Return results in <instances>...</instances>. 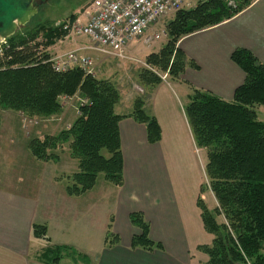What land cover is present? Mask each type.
I'll return each mask as SVG.
<instances>
[{
    "label": "trees",
    "instance_id": "trees-1",
    "mask_svg": "<svg viewBox=\"0 0 264 264\" xmlns=\"http://www.w3.org/2000/svg\"><path fill=\"white\" fill-rule=\"evenodd\" d=\"M252 2L202 0L192 8L173 12L164 28L167 41L157 52L146 55L138 83L151 92L161 82L156 72L178 80L187 63L196 67L178 47L179 40L231 19ZM75 17L69 15L67 20ZM63 22L41 23L32 31L8 38L0 57V110L47 119L61 113V97L76 98L77 115L70 126L53 136L31 137L27 147L32 157L46 162L56 160L55 149L67 144L76 169L66 176L65 191L80 196L95 187L99 174L112 185H122L121 119L131 117L143 124L149 143L161 139V129L146 112L142 97L134 100L129 114H117L115 105L120 97L113 82L78 66L65 72L53 70L50 59L57 53L47 47L66 35ZM39 35L44 41L30 45ZM230 58L245 76L233 98L224 100L192 88L184 107L194 143L205 151V180L200 192L209 190L216 201L210 210L201 196L196 200L203 227L212 236L210 244L197 250L207 256V264H264V122L256 112L257 106L264 105V64L244 48L233 50ZM217 217H222V222ZM128 218L139 230L131 247L147 251L162 248L149 238V225L141 212H131ZM31 234L50 242L44 224L33 223ZM117 242L109 225L105 243ZM71 251L69 246L48 245L38 257L53 264Z\"/></svg>",
    "mask_w": 264,
    "mask_h": 264
},
{
    "label": "crops",
    "instance_id": "crops-1",
    "mask_svg": "<svg viewBox=\"0 0 264 264\" xmlns=\"http://www.w3.org/2000/svg\"><path fill=\"white\" fill-rule=\"evenodd\" d=\"M90 44L85 36L66 38L51 50L64 53ZM178 47L196 67L187 63L178 80L161 81L144 97V108L157 120L161 139L149 143L143 124L131 117L119 121L122 185L99 189L95 185L76 197L68 196L64 189L34 193L0 188V264H47L38 256L48 245L72 247L93 264H207V256L197 247L210 244L212 236L205 231L196 205L205 180V157L201 161L198 152L205 151L194 143L184 107L192 88L224 100L233 98L245 77L230 58L236 48L249 50L264 64V0H255L221 24L181 38ZM92 52L83 53L90 56ZM113 72L99 71L98 78H110ZM136 86L124 85V102L119 93L115 105L117 114L131 112ZM123 104L127 111L121 109ZM131 212L143 214L149 238L159 242L161 249L131 247L133 235L139 233L129 221ZM79 219L86 220L84 231L82 223H76ZM33 223L46 225L49 243L32 236ZM109 225L118 237L111 245L105 243ZM68 261L63 255L53 264Z\"/></svg>",
    "mask_w": 264,
    "mask_h": 264
},
{
    "label": "rangeland",
    "instance_id": "rangeland-1",
    "mask_svg": "<svg viewBox=\"0 0 264 264\" xmlns=\"http://www.w3.org/2000/svg\"><path fill=\"white\" fill-rule=\"evenodd\" d=\"M91 1L92 0H49L40 14L36 15L27 25L19 27L14 35H21L27 33L28 31H32L41 23H60L67 20L69 15L79 16L82 10ZM201 1L202 0H183L181 8H192ZM226 1L229 4L232 3V0ZM254 1L255 0H253V2ZM173 16L174 13L163 16L158 20L154 28L159 32L162 31L167 22L172 19ZM77 37L78 36H70L69 39ZM81 38L86 39L84 37ZM161 38L162 39L159 41L154 42L150 48L146 47L142 43L141 39L132 41L129 46L130 51L126 52L127 58L125 59H119L113 56H105L98 52H92L90 57L93 61L94 72L91 71L88 73L92 76L98 77V75L100 76L98 73L99 71L112 70L114 71L113 74L109 76L110 78L106 77V79L113 82L116 88L119 89L118 92L121 94V100L125 98L124 92H122V89L126 88L124 85H127V87L130 88L134 84L138 85L136 86V98L142 97L144 99V97L150 92L143 89L136 78H138V73L141 68H143L142 63L145 61V55L149 52L158 50V48L167 41V37L165 35ZM42 41H44L43 36L39 35L34 40L29 41V44L32 45ZM58 42H60V40ZM8 43L9 40L6 38L3 41V45L6 46ZM52 47L53 46L47 48L51 50ZM40 48L43 47L40 46L38 48L39 51L42 50ZM95 62L97 63L95 64ZM156 74L161 78V81H170V77L166 72H156ZM152 91L153 90H151V92ZM76 102L77 100L75 97H70L69 99L61 97V113L47 119L38 117L27 118L18 113L0 110V188L29 192L32 191L34 193H39V191L41 193H46L55 189L65 190V185L67 184L66 176L71 174V172L76 169V161L70 157L67 144H61L55 149V154L57 155L56 160L43 162L38 161L30 155L27 142L31 137L42 138L45 135L53 136L62 130H66L77 115ZM123 105L121 106V109L123 111H127L128 107ZM256 112L258 114V118L264 122V105L257 106ZM198 156L201 157L200 159L202 161L205 157V153L198 152ZM96 183V189H99L102 186L108 187L112 185L104 180L103 174H99ZM202 195V199L207 208L210 210L214 208L216 201L212 193L209 190H205ZM105 198H107L106 195ZM108 215L109 214H106L105 218H107ZM217 220L222 222L223 218L217 217ZM76 223H82V230H85L86 220L81 222L79 219ZM102 224L103 222L101 221L98 224V227L100 228ZM79 232L80 230L78 233ZM79 238L80 236L78 235L77 240H79ZM72 249V253L68 256V262H70L68 264H93V261L91 260L90 262L87 256L83 253L77 252L74 248Z\"/></svg>",
    "mask_w": 264,
    "mask_h": 264
},
{
    "label": "built area",
    "instance_id": "built-area-1",
    "mask_svg": "<svg viewBox=\"0 0 264 264\" xmlns=\"http://www.w3.org/2000/svg\"><path fill=\"white\" fill-rule=\"evenodd\" d=\"M183 0H92L73 20L62 23L66 39L70 36H85L90 45L79 46L71 51L55 54L50 60L55 72H65L73 66L87 73L93 70V61L83 53L85 50L105 56L125 59L128 45L141 39L146 47L159 41L164 30L154 26L160 18L181 8ZM0 41V57L4 52ZM92 72V73H93Z\"/></svg>",
    "mask_w": 264,
    "mask_h": 264
},
{
    "label": "water",
    "instance_id": "water-1",
    "mask_svg": "<svg viewBox=\"0 0 264 264\" xmlns=\"http://www.w3.org/2000/svg\"><path fill=\"white\" fill-rule=\"evenodd\" d=\"M37 13L36 7L26 0H0V41L16 33Z\"/></svg>",
    "mask_w": 264,
    "mask_h": 264
},
{
    "label": "flooded vegetation",
    "instance_id": "flooded-vegetation-1",
    "mask_svg": "<svg viewBox=\"0 0 264 264\" xmlns=\"http://www.w3.org/2000/svg\"><path fill=\"white\" fill-rule=\"evenodd\" d=\"M26 1H30L31 5L36 7L37 9V13L31 17L30 19L31 21L36 15L40 14V12L44 9L45 5L48 3L49 0H26Z\"/></svg>",
    "mask_w": 264,
    "mask_h": 264
}]
</instances>
